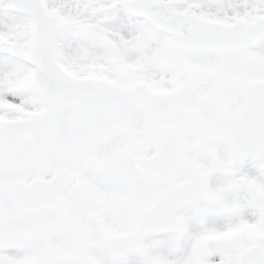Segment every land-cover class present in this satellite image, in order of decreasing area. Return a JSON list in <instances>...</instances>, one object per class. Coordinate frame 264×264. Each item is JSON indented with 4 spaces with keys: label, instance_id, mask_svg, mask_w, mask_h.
I'll use <instances>...</instances> for the list:
<instances>
[{
    "label": "snow or ice",
    "instance_id": "1",
    "mask_svg": "<svg viewBox=\"0 0 264 264\" xmlns=\"http://www.w3.org/2000/svg\"><path fill=\"white\" fill-rule=\"evenodd\" d=\"M0 264H264V0H0Z\"/></svg>",
    "mask_w": 264,
    "mask_h": 264
}]
</instances>
